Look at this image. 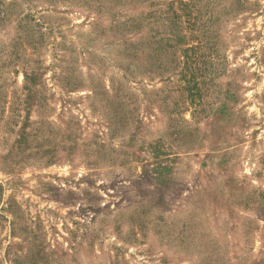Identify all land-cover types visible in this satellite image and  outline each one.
Segmentation results:
<instances>
[{
    "label": "rangeland",
    "instance_id": "374dc122",
    "mask_svg": "<svg viewBox=\"0 0 264 264\" xmlns=\"http://www.w3.org/2000/svg\"><path fill=\"white\" fill-rule=\"evenodd\" d=\"M0 264H264V0H0Z\"/></svg>",
    "mask_w": 264,
    "mask_h": 264
}]
</instances>
